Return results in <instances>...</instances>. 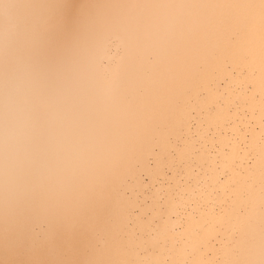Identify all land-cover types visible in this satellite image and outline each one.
I'll use <instances>...</instances> for the list:
<instances>
[{
    "label": "bare ground",
    "instance_id": "bare-ground-1",
    "mask_svg": "<svg viewBox=\"0 0 264 264\" xmlns=\"http://www.w3.org/2000/svg\"><path fill=\"white\" fill-rule=\"evenodd\" d=\"M174 2L0 0V264H210L207 249L264 251V195L231 196L234 169L255 182L259 129L187 115L180 50L165 60L172 42L152 24Z\"/></svg>",
    "mask_w": 264,
    "mask_h": 264
},
{
    "label": "flooded vegetation",
    "instance_id": "flooded-vegetation-1",
    "mask_svg": "<svg viewBox=\"0 0 264 264\" xmlns=\"http://www.w3.org/2000/svg\"><path fill=\"white\" fill-rule=\"evenodd\" d=\"M174 3V11L168 12L167 17L155 18V22L151 23H163L162 28L167 33L164 38L172 42V45L160 48L165 60L168 59L166 50L169 49L171 53L180 50V53H174L177 66L175 77L187 91V115L198 110L199 118L196 120H200L203 127L211 130H224L233 123L232 130L240 131L245 125L255 124L254 129L259 130L254 143L258 155L263 158L261 167L255 173V182L252 173H238L234 169L232 174H238V177H233V180L238 184L231 196L234 191L242 194L247 188L256 191L255 196H262L264 0H175ZM157 13L164 16V13ZM235 126L238 128L235 129ZM235 162L232 168H235ZM229 169L231 170V166ZM256 185L261 187H255ZM244 218L248 220L249 217L246 215ZM211 225L215 227L216 224ZM251 227L255 229L254 225ZM246 228H249L248 225ZM201 229V236L196 228L191 229L192 239L200 236L199 241H203L211 232L209 227L204 228V224ZM218 236L214 230L209 243ZM258 248L250 245L237 253L229 248L207 249L201 257L212 254L210 264H264L261 259L264 251ZM208 263L201 259L192 264Z\"/></svg>",
    "mask_w": 264,
    "mask_h": 264
}]
</instances>
